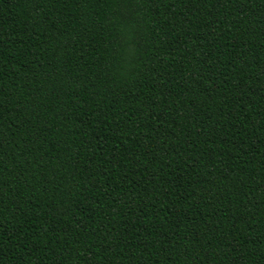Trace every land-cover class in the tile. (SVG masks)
Masks as SVG:
<instances>
[{"label":"trees","instance_id":"obj_1","mask_svg":"<svg viewBox=\"0 0 264 264\" xmlns=\"http://www.w3.org/2000/svg\"><path fill=\"white\" fill-rule=\"evenodd\" d=\"M0 264H264V0H0Z\"/></svg>","mask_w":264,"mask_h":264}]
</instances>
